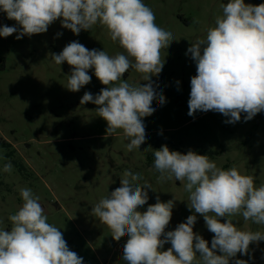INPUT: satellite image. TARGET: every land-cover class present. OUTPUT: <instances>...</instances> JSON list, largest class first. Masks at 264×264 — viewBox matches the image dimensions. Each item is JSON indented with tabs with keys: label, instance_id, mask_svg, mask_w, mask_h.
Returning <instances> with one entry per match:
<instances>
[{
	"label": "clouds",
	"instance_id": "obj_1",
	"mask_svg": "<svg viewBox=\"0 0 264 264\" xmlns=\"http://www.w3.org/2000/svg\"><path fill=\"white\" fill-rule=\"evenodd\" d=\"M222 15L208 29L206 38L188 48L196 63L191 78L189 116L197 111H215L229 117L226 123L245 121L264 111V4H245L229 0L222 4ZM0 11L16 26L0 27V36L17 33L16 39L45 33L57 19L62 27L79 35L100 24L123 52L110 56L104 50H89L78 41L70 42L59 53H52L56 65L72 66L66 88L79 91L91 81L89 69L107 86L93 96L85 92L81 105H97L96 113L107 122L106 135L122 130L129 152L139 150L146 140L144 117L151 116L165 98L153 86L152 76L164 67L161 49L168 48L173 34L155 23L152 9L143 0H0ZM61 35L60 33L57 34ZM186 53V54H187ZM129 69L142 75L132 85L122 77ZM148 150V149H147ZM158 180L179 181L189 193L188 206L203 216L214 233L211 247L193 231L195 214L179 223L174 231L165 229L172 218L175 197L139 209L147 203L152 189L139 173L125 170L120 187L92 207L91 214L106 225L115 241L127 237L122 258L127 264H230V259L247 255L252 242L264 240V232L241 230L232 217L264 225V184L256 186L254 177L241 174L236 167L224 170L207 155L194 151L181 154L164 145L153 150ZM12 164L6 163L4 172ZM23 204L9 216L10 230L0 229V264H82L83 258L71 251L56 226L48 223L40 198L31 189L21 188ZM226 217L225 222L221 218ZM163 237V239L161 238ZM165 243L171 247L163 251ZM217 251L221 254H217ZM199 254V255H198ZM235 264H247L236 259Z\"/></svg>",
	"mask_w": 264,
	"mask_h": 264
},
{
	"label": "rangeland",
	"instance_id": "obj_2",
	"mask_svg": "<svg viewBox=\"0 0 264 264\" xmlns=\"http://www.w3.org/2000/svg\"><path fill=\"white\" fill-rule=\"evenodd\" d=\"M229 0H143L155 14V23L173 34L169 47L161 49L165 60L162 72L152 76L153 86L165 98L163 105L153 100V114L144 117L146 140L139 150L129 152L122 130L106 135L107 122L96 113L97 105H81L85 92L93 96L107 86L89 69L91 81L79 91L66 88L72 66H60L51 60L70 42L78 41L89 50H104L110 56L123 52L111 40L106 28L97 24L79 35L54 21L45 33L16 39L17 33L0 36V229L10 230L9 216L22 206L21 188L31 189L48 217L59 228L71 251L83 258L82 264H127L122 258L127 237L115 241L109 228L92 216V207L115 188L125 170L139 173L152 189L147 203L139 211L175 197L172 218L165 232L195 214L193 231L208 246L214 233L198 213L188 206V197L179 181L160 182L154 168L153 150L166 145L170 151L207 155L218 167H236L241 174L254 177L258 187L264 184V111L245 121L246 113L235 123L215 111H197L189 116L191 78L197 74L196 63L187 53L191 43L206 38L209 28L222 15V4ZM260 5L264 0H244ZM16 26V21L0 11V27ZM60 33L61 35H57ZM187 53V54H186ZM133 69L122 77L132 85L146 84ZM148 149V150H147ZM12 164L4 172L6 163ZM227 218H221L225 222ZM241 230L264 232V225L232 217ZM163 239V237H161ZM171 247L165 243L163 251ZM217 254L219 251H217ZM199 255V254H198ZM247 264H264V240L252 242L247 255L237 253L230 259ZM198 264H202L197 256Z\"/></svg>",
	"mask_w": 264,
	"mask_h": 264
}]
</instances>
